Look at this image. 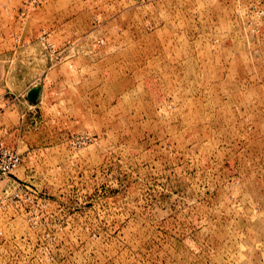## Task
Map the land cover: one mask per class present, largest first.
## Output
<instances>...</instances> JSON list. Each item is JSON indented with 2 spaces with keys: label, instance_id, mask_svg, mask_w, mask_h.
Here are the masks:
<instances>
[{
  "label": "rangeland",
  "instance_id": "rangeland-1",
  "mask_svg": "<svg viewBox=\"0 0 264 264\" xmlns=\"http://www.w3.org/2000/svg\"><path fill=\"white\" fill-rule=\"evenodd\" d=\"M0 264H264V0H0Z\"/></svg>",
  "mask_w": 264,
  "mask_h": 264
},
{
  "label": "built area",
  "instance_id": "built-area-1",
  "mask_svg": "<svg viewBox=\"0 0 264 264\" xmlns=\"http://www.w3.org/2000/svg\"><path fill=\"white\" fill-rule=\"evenodd\" d=\"M21 159L20 152L6 147L0 139V180L11 178Z\"/></svg>",
  "mask_w": 264,
  "mask_h": 264
}]
</instances>
